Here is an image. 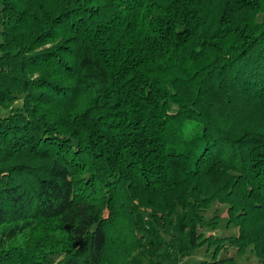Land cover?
Returning <instances> with one entry per match:
<instances>
[{
	"label": "trees",
	"instance_id": "trees-1",
	"mask_svg": "<svg viewBox=\"0 0 264 264\" xmlns=\"http://www.w3.org/2000/svg\"><path fill=\"white\" fill-rule=\"evenodd\" d=\"M0 264L264 263V0H0ZM225 206L236 236L216 238ZM170 234L166 241L165 234Z\"/></svg>",
	"mask_w": 264,
	"mask_h": 264
},
{
	"label": "rangeland",
	"instance_id": "rangeland-1",
	"mask_svg": "<svg viewBox=\"0 0 264 264\" xmlns=\"http://www.w3.org/2000/svg\"><path fill=\"white\" fill-rule=\"evenodd\" d=\"M22 101L21 97H18V100L8 105L7 107L0 106V117H6L9 114H11L14 110L21 107ZM225 206H221L218 204H213L211 208L204 213V217L206 220L211 219L213 216H221L222 220L217 227V229L213 231L209 230H201V232L205 233L206 235L210 234L213 235L216 238H227L230 236H236L237 230L233 227L227 228L225 224ZM166 241H170V234L167 232L165 234ZM226 248L218 255V259H223L225 256H230L233 258V264H264L262 263L254 254V252L251 249H248L244 255H238L235 253L234 249L228 244L225 246ZM211 252H213V248L209 250V252L206 251V247H202L195 251L190 257L183 260H177V264H200L203 261H210L211 260ZM137 261H140L141 264H147V260L142 255H135L134 257ZM162 264H174V258H169L168 256L165 258H162L161 260Z\"/></svg>",
	"mask_w": 264,
	"mask_h": 264
}]
</instances>
